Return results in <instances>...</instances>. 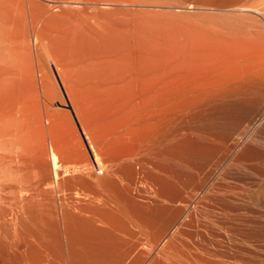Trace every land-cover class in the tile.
<instances>
[{"label": "rangeland", "instance_id": "rangeland-1", "mask_svg": "<svg viewBox=\"0 0 264 264\" xmlns=\"http://www.w3.org/2000/svg\"><path fill=\"white\" fill-rule=\"evenodd\" d=\"M93 1L82 15H119L123 22L114 24L145 36L140 47L130 41L124 70L97 47L103 73L83 79L77 108L65 99L44 145L56 156V180L40 171L43 158L32 174L4 176L13 179L2 180L7 194L25 185L13 195L20 200L30 191V199L13 206L12 194L2 196L0 264H264V117L239 139L242 116L251 109L236 89L240 79L227 70L244 63L221 59V47L205 60L200 47L203 24L216 29L205 33L214 41L222 39L216 32L225 39L246 31L255 37L257 25L261 34L249 43L264 49V22L245 11L216 13L209 5L235 0ZM37 197L45 200L39 209ZM10 208L19 216L12 209L9 215Z\"/></svg>", "mask_w": 264, "mask_h": 264}, {"label": "bare ground", "instance_id": "bare-ground-1", "mask_svg": "<svg viewBox=\"0 0 264 264\" xmlns=\"http://www.w3.org/2000/svg\"><path fill=\"white\" fill-rule=\"evenodd\" d=\"M107 2L108 1H106L105 4H108ZM225 2L228 1H224V3ZM217 3L209 4L211 5L210 7L213 9V11L214 10L218 11L216 13H219V11H226V10L232 13L245 11V12L253 13L257 17H259L261 19V20L259 19V22L257 21L259 24L262 21L264 22V0H235L229 3L228 5L227 4L222 5ZM96 4L97 2L95 3V1L93 0L92 1L91 0H0V203L1 200L4 199L3 198L4 196L6 198L8 194L9 195L12 194V196H14L13 195L14 192H16L17 191L16 189H18V187L15 186L16 189L15 188L14 189L16 191L14 189L13 190L11 189L12 192L10 190H7L9 191V193L7 194L5 190L6 187L5 189H3L2 186L3 182L5 181V178L8 177L9 175L14 176L17 173H19L20 175L21 171L24 174V172L26 173L27 170L28 171L32 169L35 170L34 167L36 164H37L36 166H38V160L40 158L41 159L43 158V161L41 162L40 160L41 163L39 162V165H41L39 166L40 171L42 170L46 175H48V177L52 175V177L50 178L53 179L50 180L52 181L54 179L56 180L55 178L57 175L56 172L58 171L55 170L56 169L55 167L57 166L56 165L54 166L53 164V159H56L54 158L56 156L53 152L50 153L51 155L47 154V152L45 153L44 145L47 139L50 137V135L53 134V132L51 131L55 129V128L54 129L51 128V125L57 124L54 121L59 117L58 114L61 111H64L63 110L64 108L61 109V106L64 104L65 99H67L72 106L75 105L76 107L78 103H80L79 100L82 97V95L80 94L81 93L80 86L82 85L83 79L86 77H90V75H93L97 71L103 73V71H101L100 69L101 67L99 68L98 61H96L98 57L100 58V55H98L99 53H97L98 51L96 50L98 49L97 47L100 46V48L107 49L108 51H110L109 53L115 56V60L117 61L116 67L118 64L120 65V68L122 70H124L123 68H125V66L127 67L126 64L131 59L130 50L128 47L130 41L135 42L136 43L135 45L140 47L141 44L140 41L144 35L143 32H142L143 35L140 34L133 35L130 33V31H128V29L125 30L123 27L114 24V23H119V24L122 23L124 20L122 16L111 15L105 18L104 20H100L99 17H95V14L93 15V13L95 12L89 15L94 19L89 18L88 15H82V9L88 10L89 8L95 7ZM155 16L153 17L151 16L153 20H155ZM149 17L147 19L143 18L144 22L145 21L149 22L148 21ZM158 17L159 16H157L156 19L159 21L160 17L159 19ZM90 19L92 20L90 21ZM214 20L216 21V18ZM203 23H205V21ZM142 24L144 25L143 22ZM153 24H156V21L155 23L153 21ZM153 24H151V26ZM162 24L160 23L154 26H157L156 28L158 29V27L161 26ZM202 26L204 31V33L203 32L202 33L205 35V38H207L206 37L207 34L205 33L209 29V27L207 28L208 25H204V24ZM209 26H211L210 29L214 28V26L212 25ZM256 26L255 29L257 28ZM262 26H264V24ZM138 27L140 26L138 25ZM148 27L150 26H147V28ZM205 27L207 28L206 30L204 29ZM152 28L154 29V27H151V29ZM255 29L254 31L252 30L255 33V37L252 34L253 32L250 31L251 30L250 29L249 31L252 35H247V31H246L243 32L244 34L241 32L242 33V35H240L241 38L240 37L236 38L232 33L230 35H233L235 39H233V37L228 35L229 39L226 38L227 40L224 38V36L220 37L219 34L216 32L218 38H222L223 40L225 39V41H222V39H220L223 42V43L219 42V44L222 43L220 46L217 45L218 43H215L216 41L218 42L220 40L218 39L217 40L215 39V41L213 39L206 40L204 36H202L203 39L201 40L202 43L200 46L202 49V54L206 56L204 57L205 60H207V56H210V53L212 52L213 49L217 47L218 48L221 47L222 50V53H220L221 59L230 58V62H234L235 60L237 61L240 60L244 63L242 67H237V68H235V66H233L231 63L229 65L230 67L227 70L228 74L240 79V86H238L240 88H236V89H240V91L243 92V94L241 93L243 95L242 104L244 106L249 105L250 108L248 109L249 110L251 109V111L248 113L246 110L242 116L244 120V125L243 124L241 125L243 126V128L239 135L240 140L243 139L247 135V133L250 132V131L248 132V130L252 126H254L258 121H260L261 117L262 118L264 117V52H263L264 49L259 48L261 46L258 47L257 45V47L260 49L258 51V48L256 46L255 48L253 45L251 46L249 43L251 41L253 42L254 39L256 40L258 38V37L256 38V34L258 36V33L260 32L258 29L256 30ZM150 30L147 31L150 32ZM213 30L216 31V29H212V31ZM139 31L141 32L142 30ZM256 31L258 32L256 33ZM208 33L209 35L211 34L210 32ZM228 33L230 32L228 31ZM234 33L235 35L238 34V33L236 34V31ZM242 36L243 39L245 37L249 38L246 39L248 40V43L246 42L245 39H244L245 42L239 40L242 39ZM251 36H253L254 39L253 37L251 38ZM213 38H215L214 35ZM252 47H254V49ZM260 51H262L263 53ZM112 67L116 68L115 65ZM204 94L206 96L208 95V93L206 94L205 92ZM227 94L229 95V92ZM218 95H220V93L217 94V96ZM50 122H54V123L50 124ZM57 122L60 124V121ZM55 126L56 125H54L53 127ZM251 130L253 131V129ZM54 135H57V133ZM58 135L60 136L59 133ZM58 135L55 137L59 138ZM249 137H253V136H249ZM34 162L36 163L35 165ZM36 169H38V167H36ZM30 173L32 174L33 172L30 171ZM28 174L27 177L29 176ZM34 177L36 176L34 175ZM12 178L13 177H11V179ZM16 178L17 177H15V179ZM7 179L10 180V178H6V181ZM23 180H25V177L23 178ZM17 182L18 181H15L14 185ZM26 182L28 181L26 180ZM41 182L42 181H40L39 183L41 184ZM47 182L48 181H46V183ZM18 183L16 185L20 186L18 185ZM20 183H23V181ZM8 184H10V182ZM5 186H7V184H5ZM28 186L30 187V185ZM12 187L8 186L7 189ZM39 187L41 188L40 185ZM43 187H45V185H43ZM19 188L21 189L25 188L27 190L25 185L23 187L21 185V187ZM45 188H41V189H44L47 192L48 189L46 188L47 189L46 190ZM3 190H5L6 193L1 195V193H3L2 192ZM40 191L42 192V190ZM26 192L28 194L30 191L29 192L26 191ZM27 194L26 196H28ZM41 194L42 193H40V195ZM43 194L42 197L45 196V193ZM12 196H8L7 199L11 200V203L13 202L12 203L14 204L13 206H17L18 205L17 203H22L24 202V200L30 199L29 197H27L26 199L25 198L26 196H24V198L20 200H18L19 197H17L16 199L15 196L9 199V197ZM32 197L34 196L32 195ZM32 197L31 199L34 201ZM39 200L37 202L40 203L42 199L40 201ZM6 201L7 200H4L5 203ZM42 201L43 203L42 204L40 203L38 205V208L36 207L37 209H39V206L43 207L42 205L45 203L44 202L45 200ZM7 202L10 203L9 201ZM25 202L27 204L28 201ZM32 203L30 202V204ZM3 204L1 206H3ZM30 204L28 205L30 206ZM33 204H36V202ZM4 207L0 208L1 212H2V208ZM20 207L21 206H19V208ZM34 207L35 206H33L32 211L34 210ZM7 208H9L8 205ZM31 208L32 207L26 209V207L24 206L23 211L25 212L29 209L30 212ZM11 209L12 208H10V212ZM40 209H45V207ZM3 211L5 213L6 209ZM38 211L40 212V210ZM14 212L17 211H13V214H15ZM19 212L21 211L19 210ZM40 213L43 214V212ZM33 214L35 215L36 212ZM7 215L8 214H6V216ZM9 215H12V212ZM29 215L30 213L29 214L27 213V215H25L23 218H26V216ZM3 216L4 214L2 215V217ZM11 218L13 217L10 216V219ZM5 219H1L3 221V223L0 222V224L2 223L1 229L4 226ZM19 219L18 221L20 222ZM14 220L15 219L11 221ZM23 220L21 219V221ZM11 221L9 222L12 224ZM15 224H17V222ZM21 230L23 231V229Z\"/></svg>", "mask_w": 264, "mask_h": 264}]
</instances>
